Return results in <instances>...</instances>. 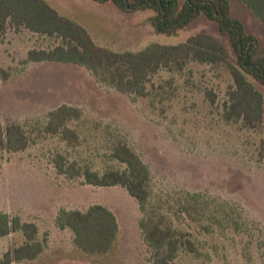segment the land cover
Instances as JSON below:
<instances>
[{"label": "rangeland", "instance_id": "1", "mask_svg": "<svg viewBox=\"0 0 264 264\" xmlns=\"http://www.w3.org/2000/svg\"><path fill=\"white\" fill-rule=\"evenodd\" d=\"M44 1L114 53L176 46L206 34L236 64L227 35L203 16L169 37L151 25L153 11L122 13L111 2L93 0ZM177 1L182 6L187 0ZM230 15L255 38L264 58V24L236 0L230 1ZM59 44L25 29L0 33V125H19L28 138L18 153L0 146V213L35 224L46 243L36 260L13 264L148 263L138 202L121 187H92L83 178L60 175L54 165L61 156L99 174L123 169L110 158L116 140L148 168L154 211L195 245L198 255L181 251L174 264H264V125L223 120L233 87L226 64L191 62L181 72L160 70L147 85L148 97L140 98L98 83L83 67L27 60L29 51ZM248 80L264 96V85ZM64 105L81 112L67 125L79 137L72 146L45 133L48 114ZM94 205L112 212L118 225L116 243L104 255L81 252L71 232L55 225L60 210L85 212ZM23 242L21 233L0 238V261Z\"/></svg>", "mask_w": 264, "mask_h": 264}, {"label": "trees", "instance_id": "2", "mask_svg": "<svg viewBox=\"0 0 264 264\" xmlns=\"http://www.w3.org/2000/svg\"><path fill=\"white\" fill-rule=\"evenodd\" d=\"M93 1L111 2L122 13L153 11L156 15L150 19L151 25L157 34L169 37L203 16L209 22L217 23L219 31L227 35L236 64H231L226 49L206 34L191 36L176 46L151 44L137 53H114L97 46L85 29L61 16L44 0H0V33L7 28L15 32L25 29L58 39L60 44L51 50L29 51L27 60L83 67L98 83L132 97H148L147 85L160 70L181 72L191 62L201 65L225 63L233 87L223 106V120L241 121L251 128L264 125V96L248 80L249 77L264 85V58L257 55L255 38L246 34L243 26L231 17V0H187L182 6L177 0ZM236 1L264 24V0ZM2 73L0 69V75ZM47 118L45 133L59 136L68 145L77 144L78 135L67 125L81 118L78 109L64 105L50 112ZM0 146L10 153L24 151L28 147V138L23 128L13 124L6 128L0 125ZM110 158L124 168H112L99 174L88 167L81 168L76 162L67 163L61 156L54 160V165L60 175L69 179L83 178L84 184L92 187H121L138 202L142 215L139 227L150 251L147 264H174L181 251L198 255L188 236L175 232L167 225L165 217L151 207L150 173L140 158L124 142L117 140L110 149ZM55 225L59 230L70 231L73 245L89 255L109 253L117 240L115 216L99 205L91 206L85 212L62 209L57 213ZM233 225L239 230L240 224ZM12 233H21L24 242L7 251L0 264L34 261L43 253L46 243L39 240L35 224L0 213V238Z\"/></svg>", "mask_w": 264, "mask_h": 264}]
</instances>
